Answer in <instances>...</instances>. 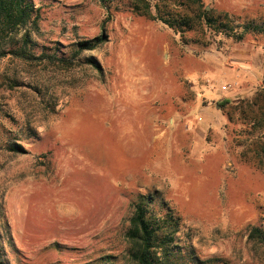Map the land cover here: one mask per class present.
<instances>
[{"label":"rangeland","instance_id":"rangeland-1","mask_svg":"<svg viewBox=\"0 0 264 264\" xmlns=\"http://www.w3.org/2000/svg\"><path fill=\"white\" fill-rule=\"evenodd\" d=\"M203 1L264 21V0ZM35 2L38 54L66 61L0 58V264L123 260L141 197L200 256L264 264V36L181 35L136 0Z\"/></svg>","mask_w":264,"mask_h":264},{"label":"trees","instance_id":"trees-1","mask_svg":"<svg viewBox=\"0 0 264 264\" xmlns=\"http://www.w3.org/2000/svg\"><path fill=\"white\" fill-rule=\"evenodd\" d=\"M145 6L146 15L153 16L176 32L199 31L204 34H225L243 39L248 33L264 36V21L235 24L230 18L214 14L203 0H136ZM164 7H172V12ZM155 9V14H152ZM40 7L35 0H0V58L12 55L21 59H49L66 61L57 50L38 54ZM228 16V15H227ZM106 40L104 34L76 42L75 53L96 49ZM264 93V80L259 87ZM222 105V104H220ZM11 150L22 151L19 144ZM125 236L128 243L123 260L104 255L88 264H228L221 257H202L183 233L180 216L172 209L154 206V197L133 204ZM1 235V234H0ZM250 237L264 245V228L253 226ZM1 240V239H0ZM1 243V242H0ZM2 249L0 244V259Z\"/></svg>","mask_w":264,"mask_h":264}]
</instances>
